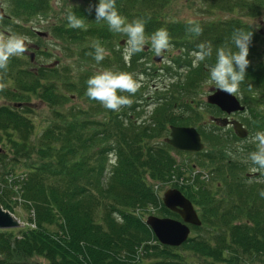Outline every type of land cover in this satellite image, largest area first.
<instances>
[{
  "label": "trees",
  "instance_id": "16d2710c",
  "mask_svg": "<svg viewBox=\"0 0 264 264\" xmlns=\"http://www.w3.org/2000/svg\"><path fill=\"white\" fill-rule=\"evenodd\" d=\"M83 1V5L69 10L84 20L83 29L69 26L66 19L69 11H65L61 24L50 29L51 34L61 41L63 49L66 48L68 57L86 61L84 68L83 65L77 66L80 71L76 82L68 75L69 65L57 68V59H60L57 57L33 70L22 69L21 58L13 57L8 72L0 73V83L6 85L1 92L14 100L11 108L0 107V130L4 134L6 132L15 153L35 151L41 159L29 168L20 186L24 208L31 213L29 220L34 226H27L21 236H12L6 229H0V264H22L21 261L23 264H37L32 260L34 255L44 259L42 264H195L177 252L179 249L213 257L214 261L224 260L225 251L231 256L243 253L252 260L258 257L264 259V197L260 195L264 191V181L244 176L240 171L244 169L241 163H230L228 160L214 169L219 185L225 187L223 202L206 185L196 189L191 186L188 190L181 188L193 202L202 205L204 225L197 230H203L206 224L208 235L199 234L179 247H172L159 244L141 217L134 213L149 204L157 205L152 185L144 179L146 171L153 181L168 180L183 173L174 157L165 155L161 146L143 147L139 144L147 132L153 131L152 125L138 130L127 125L126 131L122 132L121 126L131 119L130 116L119 118L117 115V118L113 111L87 97L93 109L103 111L110 124L104 129L116 138L119 157L110 166L105 159L100 165L99 162L90 164V159L95 156L96 161L99 160L105 149L99 147L97 140L103 131H90L87 126L90 119L72 123L78 116L72 108L62 116L61 112L52 110L53 121L32 151L24 148L29 144L26 139L27 143L13 138L12 135H16L13 131L21 138H27V131L23 133L22 130H30L26 127L28 119L18 111L20 108H16L17 104H23L22 100L37 95L50 104H61L65 94L60 87L68 93L78 91L86 95V81L93 76L88 65L96 62L93 42L98 41L106 51L116 56L111 58L107 55L98 63L99 66L115 64L114 71L124 72L135 69V61L126 62L122 54H117L116 46L111 45L117 37L122 40L125 36L110 31L105 21L97 22L94 8L88 11L89 6L97 4L98 0ZM49 6L47 0H17L12 8L19 20H27L28 15ZM157 7L155 0H116V8L126 22L138 18L146 21L145 34H151L156 29ZM241 7L246 10L245 15H254L258 10L254 1L250 3L246 0ZM19 20L17 23L20 24ZM239 28L245 30L242 24ZM233 30L229 33L232 34ZM222 42V45L226 44V41ZM52 56V52H46V58ZM261 70L264 72V69ZM255 71L262 76L259 69ZM252 80L256 81L254 83L264 81L263 78ZM261 84L264 88V83ZM16 93L23 94V98L19 99ZM94 112L92 110L91 114ZM61 119L64 120L63 128L53 129L55 122ZM127 131L131 134L126 135ZM135 136H139L136 148L131 145ZM145 148L144 155L142 150ZM53 153L56 156H48ZM130 154L132 156L125 161L124 157ZM103 168L106 169V176L101 175ZM48 226H52L53 230L50 231Z\"/></svg>",
  "mask_w": 264,
  "mask_h": 264
},
{
  "label": "rangeland",
  "instance_id": "374dc122",
  "mask_svg": "<svg viewBox=\"0 0 264 264\" xmlns=\"http://www.w3.org/2000/svg\"><path fill=\"white\" fill-rule=\"evenodd\" d=\"M14 1L16 0H0L5 12L10 15V19L7 20L0 18V35L6 36L9 34H19L26 36L28 41H30V43L27 44V51L19 56L21 58V64L24 65L22 66V69L33 70L34 68H38L39 64L46 63L57 57L60 58L57 59L59 66L57 68L59 69L60 65H69L70 72L68 75L71 80L76 82L78 72L80 71V68L77 66L83 65L84 68L86 61L82 58H77L75 60L74 57H68L67 55L69 53L67 51V53H65L66 48L63 49L61 41L51 34L50 29L53 28V26L61 24L60 21L65 17V11L67 12L71 10L72 7L83 5L84 1L47 0L50 4L49 8L47 7L46 9H43V11L34 12L28 15L29 18H27V20H19L18 17L15 16L12 8ZM224 1L226 0H155V4L158 5V10L155 12V18L158 19V21L154 23L156 29H154L152 33L160 28L166 29L169 33L170 47L162 55H156L151 49L149 43L144 46L143 51L134 55V59L137 60L138 66L134 72L128 71V73L132 74L133 77L138 80L140 88L134 95L125 93L126 96H129L130 99H132L133 103L131 106L121 108L118 111V114L120 115L119 118L130 116L131 119H136L137 122H142V119H148L151 122H155L156 125L152 127L153 131L147 132L145 137L140 140L139 144L143 145V147L161 146L163 153L167 156H173L179 167L191 168L195 163L200 167L199 165L203 163L207 169L215 168L220 164H223L221 162L224 158H228L227 156H224L226 150L237 154V148H239L241 155L230 156V158L238 164L241 163L243 168L246 166L243 172L244 176L248 177L247 173H252L254 176L249 178L258 180L259 178L257 177V174H262L261 179L264 181V171L254 173L251 170L254 167L251 162H245L249 153L255 150V144L249 142L251 137L258 131H264V95L261 94V83H264V81L261 80L260 82H257L259 83L257 84L252 80L253 78L264 79V72L261 70V68L264 69V0H247V2L250 3H253L254 1L258 5V10L254 15H245L246 10L241 6H244L246 0H227L228 2L223 3ZM190 19H194L200 24L202 35L196 36L187 31L188 25L186 22ZM18 20L20 21V24L17 23ZM238 20L240 22H237ZM223 24L226 26L234 25V29L239 28V25L242 24L245 27V30L252 31L253 33L247 57L249 65L246 68V79L240 84L239 91L236 94L243 99L249 109L252 111H259L255 114V118L257 120L258 117V122L261 125L259 128L250 129L251 136L248 139V142L237 141V144L234 143L236 145L230 146L231 150L229 148L225 150V146H228V144L225 143V135L229 128H224V123L216 122L214 120V117L222 116L223 114L219 115L217 107L208 106L207 104L208 94L216 90L214 85L206 83L209 79V70L207 66L214 64L215 54L212 55L209 59L210 61L207 62L201 70L193 71L188 68L191 66L190 63H192L194 59L191 48H195L199 43L205 42L210 32L217 34L215 31ZM34 28L47 32L48 35L46 34L45 37L42 35L36 36L35 32L32 31ZM25 29H30L32 33L27 35L28 31ZM230 31L231 30L228 28L217 31L218 34L211 39V42H209L212 49L216 50L217 47L223 46L212 44H217L224 40H226V44L224 45L230 46ZM175 33H177V35H175ZM151 34L145 35L146 37H150ZM124 38L125 41L120 40L121 38L117 37V39L111 43V45L116 46L118 50L117 54L119 55H123V50L126 44V37ZM185 40L186 43L184 44ZM119 42L120 46L117 47ZM121 45L123 47H121ZM47 51L52 52L53 56L46 58ZM107 52L109 57H116L109 51ZM31 53H33L32 61L29 57ZM88 66V69L93 75H95L98 71L105 69L114 71L115 64H111L110 67H104L99 66V64L95 62V64ZM256 68L261 71L262 76L258 71H255ZM252 75H255L256 77H252ZM60 89L64 91L65 94V98L62 99L63 102L61 104H50L39 98L37 95L26 98L27 100H22L24 105L18 111L28 119L27 124L29 126L27 125L26 127L30 128V130H22L23 133H25V130L27 131V138H21V136L17 135V132L13 131V133L16 134L12 135L13 138L21 139L20 141L22 142L27 141L31 146L27 144L23 147L26 150L32 151L36 147V143L40 141V138L44 136L51 121H53V115L51 114L52 110L61 112L60 116H62L63 113L66 115V111L69 110V108H72L78 115L76 121L72 123H76L78 120L82 121L90 119L91 121H88L87 125L90 131H95L96 133L103 131V135H100L97 140L100 142L99 147H105V149L102 151L99 160L96 161V157L94 156L90 159V164L96 165L99 162L100 165L104 159L106 162H109V160L112 162L115 160L117 161V158L119 157L117 153V141L116 138L111 135L110 131L107 132L104 129L109 127L110 124L108 123L107 118H105L103 111L98 110V108L93 109V104L87 100L86 95L79 94L78 91H70L68 93L62 87H60ZM16 95L19 99L23 98V94L18 95L16 93ZM252 96L254 97L252 98ZM160 100H162V106L159 105ZM12 101L14 100L10 99L0 91V107L11 108L13 107L11 105ZM92 110L97 112L91 114ZM115 112L117 115V111ZM188 116L192 117L189 118ZM237 117L241 120V116ZM63 122V119L55 122L53 129H62ZM127 125L132 126V123L129 121L124 122V125L121 126L122 132L126 131L125 128L128 127ZM171 125H192L204 135H207L206 132L210 134V132L213 131L215 132L214 135L221 136V142L223 145L215 144L213 141L208 142V140H210L208 138L207 140L204 139L206 143L204 150L207 152L210 159L199 154L192 155L188 152H179V150L169 144H165L167 143L165 142V138L170 136L169 130ZM118 128L120 130V127ZM136 128L137 130L139 129L138 127ZM208 128L210 130H208ZM112 132L115 133L114 130ZM127 134L129 135L131 133L127 131L126 135ZM105 137L106 139H104ZM138 140L139 136H135L132 139L131 145L135 146L134 148L137 147L135 144H137ZM230 143H232V141ZM20 145L21 144H19V146ZM53 146L55 145L53 144ZM142 152L145 155L146 148L142 150ZM38 156V153L35 151H22L15 153V150L11 147V143L7 140L6 132L4 134V132L0 130V207L3 209H5V206L10 208V210L7 208L5 210L12 211L22 224L19 227L6 228L7 231L11 232L12 236H21L27 226L31 228L34 226L29 220L31 213L24 208L25 201L21 196L20 186L22 185L21 181L25 178L29 168L41 161ZM48 156L56 155L53 153ZM130 156L132 155L130 154L128 157L125 156L124 160L128 161ZM242 170L243 169L240 170L241 173ZM148 174L149 172L146 171L144 179L148 184L153 185L152 190L154 194L156 192L158 193L159 197H156L157 205L149 204L148 207L144 209L139 208L142 211L136 210L134 213L139 216V212L144 221L150 214L179 218L165 208L161 200L163 192L171 188L170 185L178 186V184H170V179L153 181ZM101 175H107L106 169H102ZM200 181L201 178H197L199 184ZM203 182L205 183L204 185H206L207 188H210L212 193L223 202L225 197V187L219 185L218 176L215 175L211 180ZM184 188L185 190H188V188H191V185L184 186ZM196 205L198 212L202 213V205ZM207 227L208 226L205 224L203 230H193L191 236H197L199 234L208 235V232H206ZM48 229L51 231L52 226H48ZM177 252H180L183 256L185 255L189 262L195 264H264L263 258L258 257L252 260L249 255L243 256V253H240L239 256H231L230 252L225 251L223 254L224 260L214 261L213 257L199 255L191 250L184 251L183 249H179ZM32 260L37 264L44 263V259L37 255H34ZM21 263L23 264L22 261Z\"/></svg>",
  "mask_w": 264,
  "mask_h": 264
},
{
  "label": "clouds",
  "instance_id": "9594fccd",
  "mask_svg": "<svg viewBox=\"0 0 264 264\" xmlns=\"http://www.w3.org/2000/svg\"><path fill=\"white\" fill-rule=\"evenodd\" d=\"M95 10L96 21H105L109 30L121 33L126 37V44L123 50L125 61L141 51L144 46L150 43L151 49L156 55H162L170 47L169 33L166 29H157L150 37L145 35V23L143 19H134L126 22L116 8V0H98L95 5H90L88 11ZM66 19L71 28L83 29L84 20L74 12L69 11ZM187 31L199 36L202 28L194 19L187 22ZM252 31L243 28L234 29L231 34L230 46L223 45L215 50L214 64L207 66L209 85H214L216 89L234 95L239 91L240 84L245 79L246 68L249 65V46L252 41ZM30 43L26 36L19 34L0 35V73L8 72L9 62L13 57H19L27 51V44ZM94 59L97 63L103 61L108 55L104 47L98 41L93 42ZM93 55V53H89ZM213 49L211 44L201 42L197 45V50L193 51V66L198 67L200 62L211 58ZM86 96L97 101L105 109L119 111L123 107L131 106L133 103L129 96L118 93H129L134 95L140 88V83L132 74L124 71H112L105 69L98 71L86 81ZM6 85L0 83V91ZM250 143L255 144V150L250 152L248 161L254 166L252 172L264 171V131H258L251 137ZM228 155H232L229 151ZM264 197V191L260 192Z\"/></svg>",
  "mask_w": 264,
  "mask_h": 264
},
{
  "label": "water",
  "instance_id": "95a60500",
  "mask_svg": "<svg viewBox=\"0 0 264 264\" xmlns=\"http://www.w3.org/2000/svg\"><path fill=\"white\" fill-rule=\"evenodd\" d=\"M5 13L0 4V17H4ZM210 102L221 106L223 109L231 111L242 109L236 96L228 94L222 90L210 95ZM237 130L241 135H245L242 125L238 122ZM173 138H168V142L174 146L184 150H201L204 144L201 142L199 132L194 127H172ZM162 202L165 207L177 212L181 216V220L172 217H159L156 215H148L146 225L151 229L154 236L160 244L169 246H180L189 239L191 226H200L202 220L199 217L193 202L186 197L181 190L177 188L168 189L163 193ZM0 228H13L21 226L19 218L12 212L0 207Z\"/></svg>",
  "mask_w": 264,
  "mask_h": 264
},
{
  "label": "flooded vegetation",
  "instance_id": "af4514ba",
  "mask_svg": "<svg viewBox=\"0 0 264 264\" xmlns=\"http://www.w3.org/2000/svg\"><path fill=\"white\" fill-rule=\"evenodd\" d=\"M226 28H228V26H226V25L223 24V25H221L219 27V30L220 29H226ZM215 33L218 34L217 31H215ZM217 34H213V33L210 32V34L207 36V40L205 41V43L211 42V39L213 37H215ZM217 37L222 38L220 36H217ZM224 41H226V40H224ZM185 43H186V40L184 41V44ZM223 43L224 42H220L218 44H215L214 43L212 45H222ZM191 49H192V51H194V50H197V47L191 48ZM214 54H215V50L213 49V55ZM209 59H206L205 61L200 62V64H199L198 67H194L193 64H192L193 62H192V63H190L191 66L188 67V68H189V70L199 71V70L202 69V67L207 62L210 61ZM218 91H220V90L219 89H216L215 91L210 92V94H208V96H207V104H208V106H215V107H217V111L219 112V115L220 114L221 115L223 114L222 116H216V117H214V120L216 122H222V123H224L225 124L224 128L225 127L229 128V130L227 131V134L225 135V141H226L225 143L228 144V146H225V150L227 148H229L231 150L230 146L236 145L237 144L236 143L237 141H245V142H248V139L251 136L250 135V129L251 128L253 129V128H259V127H261L260 123L258 122L259 121L258 120V117H257V120L255 118L256 117L255 114L257 112H259V111L258 110H253L252 111L251 109H249L248 105L245 104V102L243 101V99L240 96H238L237 94H234V95L239 100L240 105L243 106L242 109H236V110L228 111V110L223 109L222 107L220 108L218 105L210 102V100H209L210 95L215 94ZM261 94L264 95V88L263 87L261 88ZM253 97L254 96H252V98ZM237 116H241V120ZM188 117L191 118L192 116H188ZM236 122H238V123H240L242 125L243 131H246V134L245 135H241L240 132L237 130V123ZM190 124H192V123H190ZM192 125H186V126L187 127H194ZM208 130H210V129L208 128ZM197 131L199 132L200 137H201V140H202V143L204 144V149L206 147V143H205L204 139L207 140V138L210 139V140H208V142L213 141L215 144L223 145V143L221 142L222 141L221 136L220 135H214L215 132L212 131V132H210V134L208 132H206L207 135H204L198 129H197ZM220 132H222V131H220ZM169 134L171 135V131H170ZM167 138H170V136H168ZM167 138H165V139H167ZM231 141H232V143H230ZM234 143H236V144H234ZM204 149L199 150V151H188V150H182V149L181 150L180 149H177V150H179V152H186L187 151L189 154H192V155L199 154V155L204 156L207 159H210V157L207 155V152H205ZM228 152L229 151H227V150H226V152H224V156H227L228 157V158H225L226 163H227L228 160H229L230 163L236 162V161H234L233 159L230 158V155L227 154ZM240 155H241V151H239V148H237V154L235 152H233L231 156H240ZM235 164H238V163L236 162ZM193 165L195 167H198V164L197 163H195ZM199 166H200V173H202V175H200V176L203 177V178L205 177V180L204 181L210 180V179H208V177H209V175L215 173V170L214 169H216V167L215 168L207 169V168H205V166L203 165V163L201 165H199ZM245 168H246V166L244 167V169ZM244 169L242 170V173L244 172ZM203 173H205V176L203 175ZM247 175L250 176L251 174L250 173H247Z\"/></svg>",
  "mask_w": 264,
  "mask_h": 264
},
{
  "label": "bare ground",
  "instance_id": "6f19581e",
  "mask_svg": "<svg viewBox=\"0 0 264 264\" xmlns=\"http://www.w3.org/2000/svg\"><path fill=\"white\" fill-rule=\"evenodd\" d=\"M0 215H2V212H0Z\"/></svg>",
  "mask_w": 264,
  "mask_h": 264
}]
</instances>
